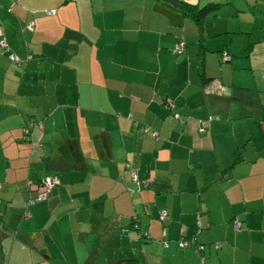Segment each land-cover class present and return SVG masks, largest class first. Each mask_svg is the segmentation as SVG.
I'll return each instance as SVG.
<instances>
[{
    "label": "crops",
    "instance_id": "obj_1",
    "mask_svg": "<svg viewBox=\"0 0 264 264\" xmlns=\"http://www.w3.org/2000/svg\"><path fill=\"white\" fill-rule=\"evenodd\" d=\"M185 1L0 0V264H264V0Z\"/></svg>",
    "mask_w": 264,
    "mask_h": 264
},
{
    "label": "built area",
    "instance_id": "obj_2",
    "mask_svg": "<svg viewBox=\"0 0 264 264\" xmlns=\"http://www.w3.org/2000/svg\"><path fill=\"white\" fill-rule=\"evenodd\" d=\"M188 1H190V0H188ZM52 12H53L52 10L49 11L50 14ZM1 34H2V32L0 30V35ZM0 46L3 47L4 49H8V43H7V40H6V38L4 36H2L0 38ZM184 48H185V43L184 42H181L178 45V47H177V51H183ZM11 58L13 60H15V61H20L19 57L16 56L15 54L11 55ZM230 58H231V56L228 53L225 52L224 55H223V60L224 61H227ZM167 105H168V108H171V107L174 106V103L173 102H169ZM176 116L178 117L179 114L177 113ZM152 136H153V138H157L158 137V133L155 132V131H153L152 132ZM133 177H134L135 180H138V174L137 173H134L133 174ZM44 186H45L46 189L41 194V197L42 198L43 197H46L47 194L54 188V186H55V180H54V178L53 177H47V178H45V180H44ZM145 186H147V182H145ZM160 217L162 219H164L165 218V214L164 213H161L160 214ZM233 223H234V227L236 229H240L241 228L242 222L240 221L239 218H236ZM192 244H193V241L186 240V239H183V238L179 239V245H180V247H190V246H192ZM202 250H204V246L203 245L198 246V251H202Z\"/></svg>",
    "mask_w": 264,
    "mask_h": 264
},
{
    "label": "trees",
    "instance_id": "obj_3",
    "mask_svg": "<svg viewBox=\"0 0 264 264\" xmlns=\"http://www.w3.org/2000/svg\"><path fill=\"white\" fill-rule=\"evenodd\" d=\"M179 1H182L184 3H188L186 2L185 0H179ZM222 0H218V2H214L212 1L210 4L204 6V7H198L197 5L196 6H192L191 9H190V13H192V16L196 19V21L199 23V24H202L205 16L207 15V13L213 9L214 7H217L221 4ZM26 131H28L26 129ZM44 180L45 178L39 180L38 184H44ZM34 181L33 180H29L28 182V186L29 187H32L34 185ZM45 187V186H44ZM46 188H44L43 191H41L37 197L34 198H31L30 199V202L29 204H33L35 203L36 201H41V200H45L49 197V195L52 193L53 189L47 194L46 197H41V194L45 191ZM181 248H186V247H181ZM112 264H145L140 258L136 257V256H125L123 258H120V259H117L115 261L112 262Z\"/></svg>",
    "mask_w": 264,
    "mask_h": 264
},
{
    "label": "rangeland",
    "instance_id": "obj_4",
    "mask_svg": "<svg viewBox=\"0 0 264 264\" xmlns=\"http://www.w3.org/2000/svg\"><path fill=\"white\" fill-rule=\"evenodd\" d=\"M211 1V0H210ZM216 2H218V0H215ZM204 2H206V0L204 1ZM99 253H101V251H97V255H99ZM110 253L112 254V251H110ZM97 255H96V257H95V254L93 255L94 257L92 258V259H97L98 257H97ZM1 257V256H0ZM117 259H119V258H116V259H111V261L113 262V261H115V260H117ZM7 261H8V257H7ZM1 263V262H0Z\"/></svg>",
    "mask_w": 264,
    "mask_h": 264
}]
</instances>
